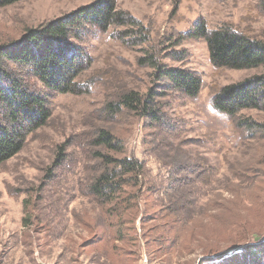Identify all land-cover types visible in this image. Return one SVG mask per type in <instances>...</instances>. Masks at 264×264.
Listing matches in <instances>:
<instances>
[{
	"label": "rangeland",
	"instance_id": "rangeland-1",
	"mask_svg": "<svg viewBox=\"0 0 264 264\" xmlns=\"http://www.w3.org/2000/svg\"><path fill=\"white\" fill-rule=\"evenodd\" d=\"M95 1L0 7V43ZM115 1L143 34L127 33L130 27L93 29L81 42L91 58L80 76L87 92L54 93L48 125L0 165V264H222L214 263L218 256L241 249L244 239H264V111L241 112L262 124L248 131L212 103L221 88L264 68H217L205 40L188 36L202 20L209 29L230 25L264 40V0ZM148 56L198 72L200 94L191 98L160 85L166 81L155 80L154 68L139 63ZM153 86L175 132L165 134L128 111L109 114L108 104L123 93L145 94ZM100 127L123 140L124 156L146 165L150 191L120 217H109L106 206L85 195L93 161L83 147ZM62 144L69 145V157L47 178ZM185 160L190 165L180 171Z\"/></svg>",
	"mask_w": 264,
	"mask_h": 264
},
{
	"label": "trees",
	"instance_id": "trees-1",
	"mask_svg": "<svg viewBox=\"0 0 264 264\" xmlns=\"http://www.w3.org/2000/svg\"><path fill=\"white\" fill-rule=\"evenodd\" d=\"M20 1L23 0H0V7ZM261 2L264 11V1ZM113 26L130 27L129 34L144 32L135 18L118 8L115 0H96L56 19L28 27L16 40L0 43V165L16 156L31 134L48 125L52 118L50 98L54 93L80 95L87 92L89 84L83 83L80 76L90 65L91 58L81 42L93 29L106 32ZM120 34L121 38L126 35ZM188 36L205 40L210 61L217 68H264V40L251 38L230 25L209 29L201 20ZM139 61L154 68L155 80L159 83L165 80L160 84L165 88L191 98L200 94L203 80L198 72L167 67L156 56L139 58ZM158 97L156 86L145 94L130 90L115 103H109L108 111L112 116L124 111L135 113L150 120L165 134L175 132L174 126L166 121ZM212 103L214 109L228 115L237 128L261 129L262 124L244 118L241 112L246 109L264 111V73L224 86L215 93ZM68 146H59L53 166L47 170V178H54L53 172L67 161ZM85 149L89 161H93L85 195L106 206L109 217H120L132 207H138L143 193L150 191L145 162L124 156L125 143L105 127L94 131ZM189 165L185 160L179 166L180 171H185ZM262 236L244 239L241 249L228 256H218L214 263L234 264V259L241 257L240 264H264Z\"/></svg>",
	"mask_w": 264,
	"mask_h": 264
}]
</instances>
